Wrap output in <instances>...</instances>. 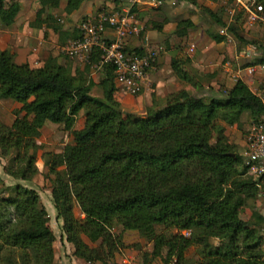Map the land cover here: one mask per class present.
<instances>
[{"label": "trees", "instance_id": "trees-1", "mask_svg": "<svg viewBox=\"0 0 264 264\" xmlns=\"http://www.w3.org/2000/svg\"><path fill=\"white\" fill-rule=\"evenodd\" d=\"M37 1L29 26L50 28L59 45L79 37L78 25L64 29L52 14L62 0ZM82 2L65 0V9L77 10ZM256 2L264 8V0ZM19 10L17 0H0V22L12 25ZM205 10L217 25L241 38L234 22L241 12L226 23ZM98 11L110 14L116 9ZM163 23L151 24L161 31ZM193 27L190 18H181L173 33L183 38ZM208 35L215 42L225 38ZM258 50L260 57L245 67L264 66V46ZM124 51L143 54L145 49L125 44ZM63 57L67 62L48 55L41 65L32 66L29 61L17 63L11 48L0 50V99L20 104L10 124L0 119V152L8 157L4 173L32 185L39 173L37 139L43 124H58L69 132L71 141L60 152L43 153L55 218L73 254L86 263L108 264L120 242L112 228L120 225L124 231H144L152 243L151 259L161 257L165 247L164 264L185 263L192 247L195 264H264V215L254 205L264 191V176L250 174L236 145L223 136L225 125L241 128L244 115L249 128L262 121L261 95L239 77L228 89L213 91L207 86L211 90L204 93L203 82L186 71L185 61L171 57L173 75L195 92L181 88L163 98L153 92L143 114L123 112L114 96L112 64L99 68L96 84L76 75L69 57ZM99 59L96 50L84 65L86 75ZM95 85L99 96L92 95ZM81 111L83 126L73 129ZM14 188L15 193L6 196L0 191V264H54L55 235L39 194L20 183ZM247 205L251 214L243 219L241 211ZM170 229L179 232L168 234Z\"/></svg>", "mask_w": 264, "mask_h": 264}, {"label": "rangeland", "instance_id": "rangeland-1", "mask_svg": "<svg viewBox=\"0 0 264 264\" xmlns=\"http://www.w3.org/2000/svg\"><path fill=\"white\" fill-rule=\"evenodd\" d=\"M17 1L22 8L18 20L16 17L14 23L10 26H6L0 22V49L7 47L11 48L16 55L15 61L19 62L17 60L18 50L20 48H25L26 51L28 50L26 60L29 61L32 66L41 65L42 60L48 55H56L60 62L65 63L66 60L63 54L58 55L57 48L53 45L55 40L48 38V36L54 37L52 32H47L48 35H46V38L49 43H44L43 33L46 31L45 25L41 28L29 26V22L33 21L35 12L39 8L38 1ZM64 3L65 0H62L60 7L52 11L53 16L58 18L59 22L63 25L68 24L69 26H73L79 24L83 19L82 17L75 21V19H69V17L67 18V16L63 14ZM105 3L110 4V6H105V9L108 11H114V9L119 11L127 6V0H90L89 3L84 5V8L90 7V9L96 11V14L99 12L98 9H102L98 8V6L101 7L100 5H103L104 7ZM156 5L145 3L140 4L139 8H136L134 13L143 26V30L137 36L130 35L126 43L131 47L141 45L146 51L151 49L159 50L154 68L164 64V57H170L168 66H170L171 57H177L185 61L184 68L188 73L195 75L198 80L203 82L204 93L211 90H208L207 86H210L213 91L228 89L235 79L240 77L242 79L249 78L248 80L254 82H252L253 90L261 95L264 94V69L256 67V70L252 74H246L244 72V68L248 63H253L260 57L258 47L264 46V23L256 22L249 24L245 17L239 15L238 20L234 22L241 38L228 33V37H225L223 41L215 42L208 33H219V29L223 27L217 25L205 9L212 10L226 23H230L233 19V15L236 13L233 12V14H231L229 6L222 0H215L214 2L211 0H197V4H192L187 0H163L160 5ZM73 11L74 12H71L72 16H77L79 11ZM181 18H190L194 22V27L189 29L188 34L183 38H179L173 33L176 22ZM153 21L157 23L164 22L161 31L152 27L151 23ZM191 45H194L193 49ZM248 53L250 54L249 56ZM160 57L161 60H159ZM68 60L70 61L71 68L74 66L78 67L80 63H83L71 58H68ZM93 69L99 70L94 66L91 70L93 71ZM152 72H154V69L150 71V74ZM94 75H97V73L95 72ZM175 82L177 84L173 85L169 92L181 88H185L192 93L195 92V89L191 85L185 84L178 79H176ZM150 84L151 82L149 85ZM92 93L98 96L101 94V91L99 88L95 87ZM131 96L135 97L136 95ZM19 107L20 104L12 100L0 99V119L6 124H10ZM143 113L144 112L141 114ZM83 120V111H81L76 118L73 129L81 128L83 126ZM249 124L247 117L244 115L241 128L235 125L224 126L223 136L228 142L236 145L239 153H243L246 149L245 142ZM216 140L217 136L212 139V144H214ZM70 141L71 136L69 132L65 131L61 125H54L48 122L43 124L41 136L37 139V142L41 145L36 156V165L39 169V173L33 177L32 185L4 173V166L8 163V157L2 155L0 152V176L2 178V182H0L1 195L6 196L8 194H14V186L16 183L34 188L39 194L40 203L48 215L47 224L54 233L56 241L62 237V229L55 218V210L50 197V181L44 178V174L46 173L45 162L47 158L43 151L60 152L62 147ZM19 172L20 169H17V173ZM261 204L264 206V201L261 202L259 198L254 205L264 215V207H262ZM74 213L77 217L81 216L77 206L74 207ZM250 214L251 208L250 205H247L242 209L241 217L247 219ZM155 230L161 232L162 228L157 226ZM262 231L264 234V227ZM112 232L114 235L119 236L120 242L118 249L114 252V256L109 260L108 264H117L120 260L126 258L133 259L138 263H143L146 260L147 263L151 264H164L162 256L165 254L166 248L162 247L161 257L151 259L152 243L146 239L143 230L124 231L120 225H115L112 228ZM178 232L179 231L176 229H170L168 234ZM214 242L216 243L217 241L214 240ZM94 245L95 244H92V246ZM262 247L264 250V242ZM186 257L187 260L183 264H195L194 258L196 255L194 247L188 250ZM54 264L58 263L54 262ZM86 264L100 263L94 262ZM168 264H174V260H171Z\"/></svg>", "mask_w": 264, "mask_h": 264}, {"label": "built area", "instance_id": "built-area-1", "mask_svg": "<svg viewBox=\"0 0 264 264\" xmlns=\"http://www.w3.org/2000/svg\"><path fill=\"white\" fill-rule=\"evenodd\" d=\"M142 0H127V6L110 14L100 12L90 15L86 20L78 24L79 37L68 39L57 47L59 54L71 59L88 63L91 54L98 50L100 59L94 65L99 69L103 64L110 63L115 69L114 82L117 87L126 94H139L144 85L149 82L150 71L158 58L159 50H145L143 54L128 53L124 51L125 44L130 35L137 36L143 26L140 24L132 8ZM152 5H160L161 0H145ZM229 2V11L241 12L247 23H264V8L256 0H222ZM156 5V6H157ZM227 27L219 29V34L228 37ZM194 45H191L193 49ZM250 54L248 53V56ZM256 67L264 69V66L250 65L244 68L246 74H252ZM261 95V94H260ZM264 103V94L261 95ZM246 149L242 156L248 165V172L254 176H264V116L262 121L253 124L249 128L246 137ZM264 201V191L260 194ZM188 235V231L183 232ZM117 264H142L133 259H122Z\"/></svg>", "mask_w": 264, "mask_h": 264}, {"label": "crops", "instance_id": "crops-1", "mask_svg": "<svg viewBox=\"0 0 264 264\" xmlns=\"http://www.w3.org/2000/svg\"><path fill=\"white\" fill-rule=\"evenodd\" d=\"M89 2H90V0H83L81 6L77 9V11H79L77 16H72L71 12H74V11H69L68 12L67 9H65V3H64V5H63V12L64 13L63 14L65 16H67V18L69 17V19H75V21L79 20L80 17L84 18V17H88L90 15H94L96 11L90 9V7L84 8V5L89 3ZM145 3H148V2H146L145 0H142L141 2L136 4L135 8H139L140 4H145ZM100 6L101 7L98 6V8H106L105 6H110V4L105 3L104 7H103V5H100ZM21 9L22 8L20 7V10H19V12L17 14L18 16H16L17 20H18V17L20 15ZM81 10H83V11H81ZM61 22H62V20H61ZM76 25H78V24H76ZM73 26H69L68 24H65V25H63V28L64 29H71ZM45 30L46 31H44V33H43L44 34V39L42 37L44 43H49L48 39L46 38V35H48L47 34L48 31L50 33L52 32L54 37L53 36H51V37L48 36V38H51L52 40H55L54 41L55 43L53 45L55 46V48H57L59 46V44L57 42L58 41L57 34L54 31H52L50 28H46ZM55 35H56V37H55ZM40 37H41V34H40ZM137 46L138 47H142L141 45H137ZM3 49H5V48H1L0 50H3ZM27 51H26L25 48L24 49L20 48L18 50V55H17L18 58H17V60L19 62H17V63H21V62L27 61L26 60ZM169 58L170 57H167V58L164 57V64L153 68L154 72L149 74V79H148L149 82L144 85V88L142 89L141 93L139 95H136L135 97L131 96L129 94L123 93L117 87V85L114 82L115 89H116L114 91V96L119 101L121 110L123 112H132V113L136 112L138 114H141L142 112L145 111V107L150 105V103H151V94L153 92L155 93V95L157 97L163 98L170 91V88L173 85L177 84L175 82V80H176L175 77L172 75L173 73H172L171 67L168 66ZM159 60H161V57L159 58ZM80 65H79L80 67L79 66L78 67L74 66L72 68V71L74 73H76V75H78L82 79H87V78L90 77L97 84L99 79L101 78L99 70H94L93 69V71L91 70L90 73L88 75H86V73L84 72V67H83L84 63H82V64L80 63ZM95 72L97 73V75H94ZM248 79L249 78L243 79V80L253 90V87H252V82L253 81H250ZM150 82H151V84L149 85ZM95 87L100 89V87L98 85H95L93 88H95ZM92 91H93V89H92ZM92 95H95V94L92 93ZM138 111H140V112H138ZM262 207H264L263 204H262ZM58 223L61 224L60 221H58ZM53 248H54V262H56L58 264H86L85 261H83L80 258H77L73 254V250H74L73 246L69 242L66 241L65 236H64L63 233H62V237H60L58 241L54 240Z\"/></svg>", "mask_w": 264, "mask_h": 264}]
</instances>
